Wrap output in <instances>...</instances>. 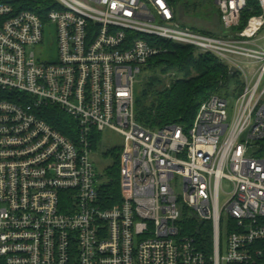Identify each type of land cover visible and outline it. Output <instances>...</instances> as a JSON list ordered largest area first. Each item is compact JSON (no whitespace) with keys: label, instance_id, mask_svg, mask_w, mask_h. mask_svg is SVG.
<instances>
[{"label":"built area","instance_id":"1","mask_svg":"<svg viewBox=\"0 0 264 264\" xmlns=\"http://www.w3.org/2000/svg\"><path fill=\"white\" fill-rule=\"evenodd\" d=\"M50 1L46 17L0 3V264H264V0H194L214 8L216 35L181 24L190 0ZM162 42L239 75L240 90L201 103L188 130L135 119L137 77ZM48 104L73 121L71 138L39 117ZM105 129L123 138L109 207L91 159ZM182 214L211 223L210 256L180 233Z\"/></svg>","mask_w":264,"mask_h":264},{"label":"trees","instance_id":"2","mask_svg":"<svg viewBox=\"0 0 264 264\" xmlns=\"http://www.w3.org/2000/svg\"><path fill=\"white\" fill-rule=\"evenodd\" d=\"M0 3H12L21 10L32 11L42 17H46L52 7L50 0H0ZM183 4L187 7V3ZM257 14L259 10L256 6L253 12L244 13L239 29L243 28L250 16ZM210 24L205 25L206 34H218L219 20L216 32L209 29ZM162 46L165 52L148 60L143 73L146 71L149 76L135 96V119L142 126L156 129L178 125L188 130L201 103L212 95L229 96L228 90L232 84L236 85L233 94L240 90L238 73L229 71L214 56L196 53L194 48L187 45L162 42ZM37 114L62 135L72 137L74 123L60 108L48 104L39 109ZM99 141L100 135L95 134L91 141L93 150ZM260 143L264 144V141ZM107 153L112 155L114 163L105 171V181L98 186V193L102 204L109 207L120 200L119 153ZM178 226L180 233L192 238L201 252L211 255L212 226L209 221H200L192 215L182 214Z\"/></svg>","mask_w":264,"mask_h":264},{"label":"rangeland","instance_id":"3","mask_svg":"<svg viewBox=\"0 0 264 264\" xmlns=\"http://www.w3.org/2000/svg\"><path fill=\"white\" fill-rule=\"evenodd\" d=\"M178 7L180 9V22L183 25L187 23L195 28L204 27L205 25L210 24V30L212 32H216L218 30V18L216 17V12L214 8L207 3V1L202 4V1L196 2L194 0H190L187 2V7L183 4V2L178 3ZM214 25V26H213ZM189 27V26H188ZM259 36H264V30L259 32ZM55 37V28L53 25H48L45 30L44 36V44H43V53L44 60L48 59L49 61L56 60L57 48L54 42ZM148 73H141L137 77L138 82L135 86V96L139 94L141 86H143L146 78L148 77ZM236 85L232 84L228 92L232 91ZM223 94V93H222ZM232 100V99H230ZM123 145V138L118 133L105 129L100 134V141L97 144V147L94 149L91 159L93 163L94 173H95V185L100 186L105 181V171L112 167L114 163V158L107 152H113L115 154L120 153V150ZM253 150H250L248 153L251 155ZM223 194H220L219 204L222 207L227 199V194L230 191V187L226 182L223 183ZM176 194L178 196L181 195L180 187L177 188ZM224 243L221 245L222 253L224 252Z\"/></svg>","mask_w":264,"mask_h":264}]
</instances>
